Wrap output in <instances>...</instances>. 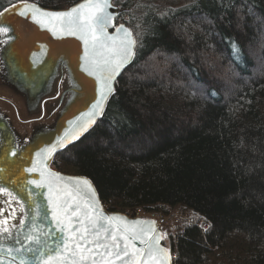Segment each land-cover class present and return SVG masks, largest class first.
<instances>
[{
	"label": "trees",
	"instance_id": "16d2710c",
	"mask_svg": "<svg viewBox=\"0 0 264 264\" xmlns=\"http://www.w3.org/2000/svg\"><path fill=\"white\" fill-rule=\"evenodd\" d=\"M22 2L0 0V12ZM113 3L135 59L52 169L88 178L111 213L186 212L167 237L173 264H264V0Z\"/></svg>",
	"mask_w": 264,
	"mask_h": 264
},
{
	"label": "snow or ice",
	"instance_id": "6c2138e0",
	"mask_svg": "<svg viewBox=\"0 0 264 264\" xmlns=\"http://www.w3.org/2000/svg\"><path fill=\"white\" fill-rule=\"evenodd\" d=\"M113 7L112 0H84L66 11H46L23 0L18 13L30 16L34 23L47 28L58 38L75 36L83 42L81 59L84 63L81 67L99 84V99L93 110L85 114L88 120L81 126L82 132L95 123V115L102 114L104 101L114 92L116 76L136 55L137 40L131 29L123 23H116L119 14L109 11ZM8 11L4 8L0 17ZM109 28L115 31L110 33ZM9 30L8 27H0L2 34ZM64 143L61 139L57 144L41 149L36 154L42 158L40 167L34 162L33 167L26 169L29 173L39 171L40 179L28 183L36 188H47L51 217L62 235L49 244L45 239L49 234L34 223L25 235L28 241L26 248H5L0 244V255L5 251L9 255L19 253L20 264H171L170 250L160 244L166 234H156L155 221H128L122 216L107 215L99 205L91 181L82 177H64L49 169L48 161ZM28 191L32 196L31 190ZM0 193L11 200L17 199L5 187H0ZM2 213L0 210V215ZM7 223L6 219L0 220V234L8 233L11 237ZM137 241L142 247L137 246ZM25 252L32 254L31 260L26 259ZM12 259L16 257L12 256Z\"/></svg>",
	"mask_w": 264,
	"mask_h": 264
},
{
	"label": "water",
	"instance_id": "95a60500",
	"mask_svg": "<svg viewBox=\"0 0 264 264\" xmlns=\"http://www.w3.org/2000/svg\"><path fill=\"white\" fill-rule=\"evenodd\" d=\"M82 2L84 0L70 8ZM14 5L15 8L11 5L8 7L9 11L0 17V27L10 29L6 34L0 33L2 80L24 98L29 108L38 107L43 99L53 95L56 90L60 91L62 87V93L56 105L58 112L55 123L49 129L35 134L27 144L19 146V141L10 125L5 121H0V187L9 189L17 197L16 200H11L7 195L0 193V210H3L0 220H7V227L12 233L11 237L8 233L0 234V244L5 248L16 249L28 246L25 235L28 234L34 223L41 231L49 234L45 237L49 244H53V240L62 235L57 231L51 217L47 201V188H36L28 183L30 180L40 179L39 171L29 173L26 169L33 167L34 162L39 168V161L42 158L37 157L36 154L41 149L57 144L58 141L64 139V146L58 147L48 161L49 169L56 172L51 168L56 155L77 144L103 118L107 105L115 93L117 81L122 73L132 65L135 57L116 76L113 82L114 92L104 101L102 114L95 115V123H92L87 131L82 132L81 126L88 120V116L85 114L93 110V105L99 99V84L94 76H89L81 67L84 63L81 59L84 55L83 42L75 36L60 38L54 36L47 28L34 23L30 16L18 14L23 2ZM109 11L118 13V17L123 13L122 9L115 5ZM120 23L128 27L124 22L117 24ZM108 31L113 33L115 29L109 28ZM77 136L78 138H74ZM60 174L64 177L86 178L80 175ZM92 186L94 187L93 183ZM28 190H31L32 196H29ZM97 198L99 205L107 215L122 216L128 221L144 220L130 218L120 213H111L101 202L98 193ZM37 206H39L38 209ZM155 228L157 229L156 234L163 233L156 222ZM163 242L164 239L160 241V244L165 247ZM137 246L142 247L138 241ZM12 256H15L16 259L13 260ZM25 257L31 260L32 254L25 252ZM0 261L2 264H20V254L13 252L9 255L5 251L0 255ZM171 264H173L172 254Z\"/></svg>",
	"mask_w": 264,
	"mask_h": 264
},
{
	"label": "flooded vegetation",
	"instance_id": "af4514ba",
	"mask_svg": "<svg viewBox=\"0 0 264 264\" xmlns=\"http://www.w3.org/2000/svg\"><path fill=\"white\" fill-rule=\"evenodd\" d=\"M0 65V121L7 122L18 139L19 146L27 144L31 138L49 129L57 119V101L62 87L43 99L38 107H27L24 98L18 95L2 80Z\"/></svg>",
	"mask_w": 264,
	"mask_h": 264
},
{
	"label": "built area",
	"instance_id": "2783aa9c",
	"mask_svg": "<svg viewBox=\"0 0 264 264\" xmlns=\"http://www.w3.org/2000/svg\"><path fill=\"white\" fill-rule=\"evenodd\" d=\"M177 213H170L168 216L158 215L155 213H146L141 211H136L133 217H143L148 219H154L158 226H160L167 234H171L176 237L179 234V229L177 228L179 224Z\"/></svg>",
	"mask_w": 264,
	"mask_h": 264
},
{
	"label": "rangeland",
	"instance_id": "374dc122",
	"mask_svg": "<svg viewBox=\"0 0 264 264\" xmlns=\"http://www.w3.org/2000/svg\"><path fill=\"white\" fill-rule=\"evenodd\" d=\"M119 2H120V0H118ZM123 12H125V10H122ZM255 65H256V67H259V65H258V63L257 62H255ZM165 67V65L164 64H160L159 65V67L162 69V67ZM156 68V67H155ZM152 70H155L154 68L152 69ZM66 175H75V174H73V173H70V174H66ZM172 213H177V214H175V215H177V218H178V221H179V224L180 225H178L177 226V228L179 229L180 227H181V225L182 224H184V222H186L187 220H188V215H187V213L186 212H181L180 210H174V211H172ZM168 236H174V234L173 235H171V234H168ZM164 246L166 247V248H168V238L167 237H165V240H164Z\"/></svg>",
	"mask_w": 264,
	"mask_h": 264
},
{
	"label": "bare ground",
	"instance_id": "6f19581e",
	"mask_svg": "<svg viewBox=\"0 0 264 264\" xmlns=\"http://www.w3.org/2000/svg\"><path fill=\"white\" fill-rule=\"evenodd\" d=\"M89 133H90V132H89ZM89 133H88V134H89ZM88 134H87V135H88ZM83 138H84V137H83ZM83 138H82V139H83ZM82 139H81V140H82ZM81 140H80V141H81Z\"/></svg>",
	"mask_w": 264,
	"mask_h": 264
}]
</instances>
